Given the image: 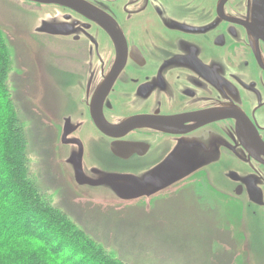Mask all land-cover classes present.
<instances>
[{
	"label": "water",
	"instance_id": "95a60500",
	"mask_svg": "<svg viewBox=\"0 0 264 264\" xmlns=\"http://www.w3.org/2000/svg\"><path fill=\"white\" fill-rule=\"evenodd\" d=\"M0 29L79 195L146 209L202 175L264 264V0H0Z\"/></svg>",
	"mask_w": 264,
	"mask_h": 264
},
{
	"label": "rangeland",
	"instance_id": "374dc122",
	"mask_svg": "<svg viewBox=\"0 0 264 264\" xmlns=\"http://www.w3.org/2000/svg\"><path fill=\"white\" fill-rule=\"evenodd\" d=\"M2 33L30 175L53 206L127 264H243L238 204L214 191L202 175L153 198L146 209L142 201L106 205L79 195L58 164L59 128L33 106V61L19 42Z\"/></svg>",
	"mask_w": 264,
	"mask_h": 264
},
{
	"label": "trees",
	"instance_id": "16d2710c",
	"mask_svg": "<svg viewBox=\"0 0 264 264\" xmlns=\"http://www.w3.org/2000/svg\"><path fill=\"white\" fill-rule=\"evenodd\" d=\"M0 29V264H127L53 206L30 175Z\"/></svg>",
	"mask_w": 264,
	"mask_h": 264
},
{
	"label": "flooded vegetation",
	"instance_id": "af4514ba",
	"mask_svg": "<svg viewBox=\"0 0 264 264\" xmlns=\"http://www.w3.org/2000/svg\"><path fill=\"white\" fill-rule=\"evenodd\" d=\"M239 45H243L244 46V44L241 42V43H239ZM231 49H232V47H231Z\"/></svg>",
	"mask_w": 264,
	"mask_h": 264
},
{
	"label": "bare ground",
	"instance_id": "6f19581e",
	"mask_svg": "<svg viewBox=\"0 0 264 264\" xmlns=\"http://www.w3.org/2000/svg\"><path fill=\"white\" fill-rule=\"evenodd\" d=\"M188 181H190V180H188ZM216 248H217V246H216Z\"/></svg>",
	"mask_w": 264,
	"mask_h": 264
}]
</instances>
